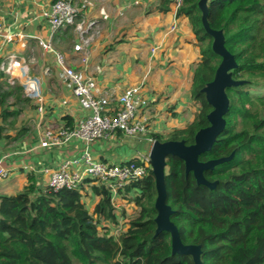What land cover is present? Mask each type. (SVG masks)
<instances>
[{
    "label": "trees",
    "instance_id": "obj_1",
    "mask_svg": "<svg viewBox=\"0 0 264 264\" xmlns=\"http://www.w3.org/2000/svg\"><path fill=\"white\" fill-rule=\"evenodd\" d=\"M174 1L160 0L158 10L188 17L201 52L191 80L194 117L167 134L152 132L148 137L192 144L197 131L209 125L213 108L201 90L214 79L222 58L204 28L201 0H184L178 10ZM207 3L210 26L224 31L226 47L238 63L233 77L244 83L227 89L226 127L200 159L235 153L205 172L218 181L215 189L198 185L193 173L186 175L182 159L168 157L167 201L183 242L202 246L203 264H264V91L259 90L264 87V0ZM62 30L74 38V26ZM8 76L6 69L0 70V141L12 145L34 131L32 122H19V117L38 106ZM63 119L67 125L75 123L69 115ZM28 177L23 190L0 196V264H74V257L82 264H194L191 255L172 253L169 232L156 235L152 170L126 186L120 208L94 178H85L76 189H38L35 176ZM86 186L99 198L92 210L84 200ZM128 203L140 208L136 215H128ZM104 222L108 229L103 234L99 226Z\"/></svg>",
    "mask_w": 264,
    "mask_h": 264
},
{
    "label": "crops",
    "instance_id": "obj_2",
    "mask_svg": "<svg viewBox=\"0 0 264 264\" xmlns=\"http://www.w3.org/2000/svg\"><path fill=\"white\" fill-rule=\"evenodd\" d=\"M86 1L88 5L81 18L95 20L88 63H81L79 54L73 49V44L78 41L76 32L74 38H71L68 32L62 29L58 31L54 36L56 50L64 53L74 67L84 69L86 74L93 76L101 94L113 101L118 99L126 87L145 82L150 99L149 108L145 111L149 116L150 133L167 134L192 121L195 110H186L192 104L189 97L192 74L201 52L189 18L177 17L175 11L160 12V0H146L138 6L133 5L131 0ZM52 2L53 0H0V24L4 30V35L0 37V70L4 69L3 66L6 68L13 58H17L27 66L28 75L40 77L46 100V112L41 125L43 128L65 124V115L73 117L76 122L87 113L73 95L71 85L64 79L55 62L54 53L45 51L39 45V39L51 36L49 24L42 12ZM123 20L129 22L118 24ZM149 22L152 25L147 28L146 24ZM173 26L175 30L172 29ZM111 40L116 43L108 47L109 51H124L126 55L114 59L109 56L110 52L105 53L108 48H103V43ZM64 43L68 47L65 51L62 50ZM154 47L157 48L155 53L152 52ZM157 53L160 61L169 58L174 60L172 71H158L161 70L159 67L156 70L153 58ZM145 57L148 64L145 63ZM136 62L139 63L137 67ZM19 66L17 64L14 68V78L21 70ZM45 68H49V73L45 72ZM187 88L188 93L185 91ZM174 112L177 115L174 116ZM26 113L35 117L34 131L12 145L0 141L2 166L9 172L8 177L0 178V196L23 190L30 182V173L35 176L38 189L45 188L49 185L53 170L59 168L65 160L79 157L85 149L84 141L77 138L60 146L39 147L38 111L30 109ZM149 134L132 138L118 132L113 138L96 140L90 150L96 159L124 163L140 154H146L144 151L149 146L152 147ZM73 169L82 170L83 167L74 166ZM85 188L94 198V206L99 198L91 187Z\"/></svg>",
    "mask_w": 264,
    "mask_h": 264
},
{
    "label": "built area",
    "instance_id": "obj_3",
    "mask_svg": "<svg viewBox=\"0 0 264 264\" xmlns=\"http://www.w3.org/2000/svg\"><path fill=\"white\" fill-rule=\"evenodd\" d=\"M145 1L131 0V3L138 6ZM183 2L184 0H175V8L178 10ZM87 5L86 0L82 3L77 0H54L50 7L42 12V16L49 24L51 36L47 39H39V45L45 51L54 53L55 62L61 69L63 77L71 85L73 95L87 111L73 126L63 124L43 128L41 125L46 112V100L40 78L28 75L27 66L20 63L17 58H13L10 64L3 68L14 77V68L19 64L21 76L16 79L21 81L25 92L37 102L39 147L60 146L73 138L85 143V149L79 157L65 160L59 168L51 172L49 186L55 189H76L80 188L85 178L91 177L110 190L115 207L120 208L121 195L126 186L145 177L152 170L150 152L140 154L124 163H109L94 158L90 146L98 139L113 138L118 132L132 138L147 136L150 128L149 116L145 111L149 108L150 99L145 82H141L126 87L118 99L113 101L110 97L101 94L93 76L86 74L84 69L74 67L64 53L56 50L55 34L68 26H74L79 38L73 49L79 54L81 63H88L93 38L91 30L94 28L95 20L81 18ZM172 29H175V26ZM3 35V26L0 24V37ZM156 50V47L152 48L153 53ZM45 72L48 73L49 68ZM22 76H25V79H22ZM63 103L65 104L66 101ZM149 139L152 144L155 142ZM74 166H82L83 169H72ZM8 174V170L2 166L1 159L0 177L6 178Z\"/></svg>",
    "mask_w": 264,
    "mask_h": 264
},
{
    "label": "water",
    "instance_id": "obj_4",
    "mask_svg": "<svg viewBox=\"0 0 264 264\" xmlns=\"http://www.w3.org/2000/svg\"><path fill=\"white\" fill-rule=\"evenodd\" d=\"M200 9L204 28L213 37L212 49L222 58L214 79L208 82L201 90L213 108L207 116L209 125L197 131L195 141L192 144H187L185 140H156L150 151V163L155 176L157 191L155 200V209L157 211L155 217L157 225L156 235L162 232H169L171 235L172 253L191 255L194 264H203L202 246L195 243H184L178 226L172 220L175 211L167 201L165 181L167 160L170 156L182 159L185 163L186 175L193 173L198 185L215 189L218 181L208 179L205 172L231 160L235 151L227 156L208 160H201L200 156L212 150L217 138L226 127L225 116L230 108L227 89L244 83V80H237L233 77V70L238 67V63L234 54L226 47L224 31L222 29H214L209 24L207 0L200 1Z\"/></svg>",
    "mask_w": 264,
    "mask_h": 264
},
{
    "label": "rangeland",
    "instance_id": "obj_5",
    "mask_svg": "<svg viewBox=\"0 0 264 264\" xmlns=\"http://www.w3.org/2000/svg\"><path fill=\"white\" fill-rule=\"evenodd\" d=\"M146 2V1H145ZM144 2V3H145ZM133 6V5H132ZM136 6V5H135ZM134 11V10H133ZM132 20V19H131ZM121 22H129L128 20L127 21H125V20H123V21H119L118 22V24H120ZM137 25V24H136ZM150 25H152V22H149V24H146V27L147 28H149L150 27ZM103 27V26H102ZM95 31V29L93 28L92 30H91V33L92 32H94ZM72 32V31H71ZM74 33H75V31H73ZM76 38L78 39L79 38V36H78V34L76 33ZM117 38V37H116ZM126 38V37H125ZM111 39V38H110ZM131 39V38H130ZM112 42V43H111ZM147 42H149V41H147ZM146 42V43H147ZM72 43V42H71ZM116 43V41L115 40H111V41H108V42H104L103 43V48H108L111 44L113 45V44H115ZM148 44V43H147ZM67 44H63L62 45V50L63 51H65V49L66 48H68L67 46H66ZM74 45V44H73ZM74 47V46H73ZM148 47H150V45H148ZM147 49H149L150 50V48H147ZM110 49L108 48L107 50H106V52L105 53H107V52H110L111 53V51H109ZM158 54L159 53H157V55L153 58V61H155V66H156V70H158V67H159V69H161V70H158V71H166V69L168 70V72H170V71H172V68H173V65H174V60H172L171 58H169V59H167L166 61H160L159 59H157V56H158ZM124 55H126V53L123 51V52H119L118 50H114V51H112V53L109 55L111 58H113L114 57V59L115 58H121V57H123ZM67 57V56H66ZM131 58H132V56H131ZM160 62H162V63H160ZM145 63H147L148 64V59L146 60V57H145ZM167 63H169V65L167 66ZM136 64V67L137 66H139V63H135ZM46 69L47 68H45V71H46ZM49 73V72H48ZM20 76H21V73H18V74H16V76H15V78H20ZM9 80H10V82L12 83V85H22V83H21V81H19V80H17V79H14L13 78V76L11 75V73H9ZM37 77H39V76H37ZM40 78V77H39ZM22 79H25V77H23L22 76ZM41 80V79H40ZM23 86V85H22ZM259 90H262V91H264V87H261V88H259ZM187 93L189 92V89L187 88L186 90H185ZM190 98H191V91H190V96H189ZM191 102V101H190ZM193 104V103H192ZM188 105V108H187V110L186 111H189V110H191V112L192 111H194L195 110V106L193 107V105ZM33 111L35 110V109H32ZM162 111L163 110H161V113H162ZM186 111H184V112H186ZM20 121H30V122H32V123H34V121H35V117L34 116H32V115H30V114H28V113H23L20 117H19V122ZM153 121H155V120H153ZM162 121H164V120H162ZM166 132V131H165ZM152 143V142H151ZM153 145V144H152ZM151 146H149L147 149H146V151H144L146 154H147V152H149V150L151 151ZM72 169H73V167H72ZM1 178V177H0ZM84 193H85V195H84V200L87 202V204H88V208L90 209V210H92V208H93V197L91 196V194H90V192H88V189H84ZM93 200V201H92ZM140 210V208H138V206H133L132 205V203H128L127 204V213H128V215L131 217V216H134V215H136L137 213H138V211ZM108 225V222H104V223H101L100 224V226H99V228H100V231H101V233H106V231H105V228H107V227H105V226H107ZM108 229V228H107ZM118 231H119V229H118ZM74 264H82L77 258H75L74 257Z\"/></svg>",
    "mask_w": 264,
    "mask_h": 264
},
{
    "label": "bare ground",
    "instance_id": "obj_6",
    "mask_svg": "<svg viewBox=\"0 0 264 264\" xmlns=\"http://www.w3.org/2000/svg\"><path fill=\"white\" fill-rule=\"evenodd\" d=\"M20 73V72H19ZM18 74V73H17ZM23 77H25V76H23Z\"/></svg>",
    "mask_w": 264,
    "mask_h": 264
}]
</instances>
